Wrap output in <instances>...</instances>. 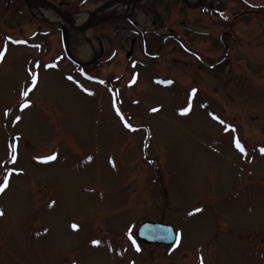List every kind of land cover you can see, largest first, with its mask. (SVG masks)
Segmentation results:
<instances>
[{
    "label": "rangeland",
    "instance_id": "rangeland-1",
    "mask_svg": "<svg viewBox=\"0 0 264 264\" xmlns=\"http://www.w3.org/2000/svg\"><path fill=\"white\" fill-rule=\"evenodd\" d=\"M242 1H222L223 17L263 2ZM162 3L156 15L178 35L181 23L227 27L179 0ZM28 17L0 5V264H264V74L248 77L242 61L211 70L173 40L152 65L126 63L129 35L119 31L113 65L82 77L56 23ZM98 33L70 30L71 54L85 62L110 51ZM184 33L209 62L222 54L211 37ZM240 39L244 52L247 33ZM143 221L170 225L176 246L138 242Z\"/></svg>",
    "mask_w": 264,
    "mask_h": 264
},
{
    "label": "flooded vegetation",
    "instance_id": "flooded-vegetation-1",
    "mask_svg": "<svg viewBox=\"0 0 264 264\" xmlns=\"http://www.w3.org/2000/svg\"><path fill=\"white\" fill-rule=\"evenodd\" d=\"M0 5L6 6L8 9H13L15 14L21 15H29L30 21L37 19L32 18L34 14L31 13V8L27 5L34 0H0ZM51 4V9L55 12H74L78 11L79 8L84 5L87 6L86 10L92 9L98 5H101L109 0H45ZM120 3L124 5L123 11H114L110 17H105L100 22V24L89 31H98L97 34L98 40L101 42L107 41L112 42L111 50H107L102 48L99 53H95L94 50L89 53V59L82 63L84 69L88 71V73L95 74L96 68L103 69L106 67H110L113 65L114 58L119 53V46L116 43L115 38L119 31L128 33V50L125 51V61L126 63H130L132 61H140L143 63L142 65H152L158 60H160L163 55L161 54L162 48L168 44L170 40H173L175 44L179 47V50L186 55L194 57L199 64L211 67V70H214L216 67H232L233 63H240L242 61L247 69L248 77L255 76L260 73L264 74V0L260 2L258 7L254 8H245L242 13H238V15L234 14L231 16V19L228 18L224 22H226L227 27L223 28L222 31L218 34H212L210 32H201L195 30L194 28L187 26L183 23L180 24V29L182 31V35H178L169 29H165L164 21L160 22L158 15H156V7L165 9V0H119ZM57 10V11H56ZM141 11L143 15L147 18L149 17L151 20V27L149 29L143 28L138 24L136 12ZM217 10V8H215ZM157 16V18H156ZM211 16H215L218 18V14L211 13ZM148 18V19H149ZM252 20L253 24H249V26L244 27L245 21ZM37 27L42 25L40 21L34 20ZM238 23L240 26L244 28H237ZM52 24V23H51ZM236 25V26H235ZM51 31H55L59 33L60 40L62 32H64L65 36V45L70 52L68 47L69 40V32L68 28L62 27L61 25H53L50 26ZM55 27V28H53ZM163 29L167 31V39H164L163 36L156 30ZM50 30H46L43 35H47ZM247 33L248 40L245 41L247 50L241 52L238 48L236 49V44L240 43L241 35H245L243 32ZM188 32L197 36H208L211 37L212 44H214V48H222V54L218 55L214 58L213 61H208L202 57V55L193 49H190L186 46V33ZM42 35V32L39 31V28H35L33 37H35L36 42H38L39 36ZM115 37V38H114ZM85 41L89 47L92 46V40L88 37L85 38ZM168 41V42H167ZM35 42V43H36ZM106 42V43H107ZM140 49V53L143 57L136 56ZM71 53V52H70ZM241 54H246L245 58L241 56ZM220 56V57H219ZM143 58V59H142ZM255 67L259 69V72H255V69L251 71V69ZM100 71V70H99ZM246 77V78H248ZM247 88H249V84H252L250 81L247 82ZM251 93V92H250Z\"/></svg>",
    "mask_w": 264,
    "mask_h": 264
},
{
    "label": "water",
    "instance_id": "water-1",
    "mask_svg": "<svg viewBox=\"0 0 264 264\" xmlns=\"http://www.w3.org/2000/svg\"><path fill=\"white\" fill-rule=\"evenodd\" d=\"M181 1L183 2V4L187 5L185 0H181ZM116 2H118V0H111L106 4H103L102 6L97 8L94 12L90 14L89 19L87 20V22H85V24L82 27H77L73 25L70 22L67 14L63 13L62 16L64 17V22L68 24L72 29L77 30L79 32H84L87 29L99 23V21H97L96 23L92 22V19L97 12L101 10H105L106 8L115 4ZM200 5H202L201 0L198 1L194 7H190V8L194 9L199 7ZM69 57L72 61H74V59L70 55ZM137 237L139 238L140 241L145 242L147 244H158L164 246L171 245L175 240V234L173 232L172 227L168 225H163L158 223L153 224L148 222L143 223L142 225L139 226L137 230Z\"/></svg>",
    "mask_w": 264,
    "mask_h": 264
},
{
    "label": "bare ground",
    "instance_id": "bare-ground-1",
    "mask_svg": "<svg viewBox=\"0 0 264 264\" xmlns=\"http://www.w3.org/2000/svg\"><path fill=\"white\" fill-rule=\"evenodd\" d=\"M200 0H186L187 4H195ZM211 0H201L203 4H206L210 2ZM31 13L38 16L39 18L49 19L51 22L55 23H64V17H62L60 14L56 13L53 9L48 7L46 4H44L43 0H34L31 2ZM124 5L122 3H116L114 5H111L104 11L101 10L97 14H95V20L105 17L112 16V12L114 11H123ZM91 14V8L85 11H82L77 14L69 15L68 18L70 22L76 26H82L87 22L89 19V16Z\"/></svg>",
    "mask_w": 264,
    "mask_h": 264
},
{
    "label": "snow or ice",
    "instance_id": "snow-or-ice-1",
    "mask_svg": "<svg viewBox=\"0 0 264 264\" xmlns=\"http://www.w3.org/2000/svg\"><path fill=\"white\" fill-rule=\"evenodd\" d=\"M23 95H26V93H23ZM183 111H187V109H184ZM117 115H119V113H117ZM212 118L213 119H217L215 116H213ZM126 127H127V125H126ZM235 147L237 148V150H239L241 153H243V151H244L243 146L239 143L238 140L235 141ZM260 152H261V154H264V148H261L260 149ZM47 159H52V157H49ZM7 181H8V176L5 175L3 177V181L0 182V191H3L4 190V187L6 186ZM72 227L75 229L77 226L76 225H72ZM94 243H96V242H94Z\"/></svg>",
    "mask_w": 264,
    "mask_h": 264
},
{
    "label": "trees",
    "instance_id": "trees-1",
    "mask_svg": "<svg viewBox=\"0 0 264 264\" xmlns=\"http://www.w3.org/2000/svg\"><path fill=\"white\" fill-rule=\"evenodd\" d=\"M99 70V69H96V71Z\"/></svg>",
    "mask_w": 264,
    "mask_h": 264
}]
</instances>
